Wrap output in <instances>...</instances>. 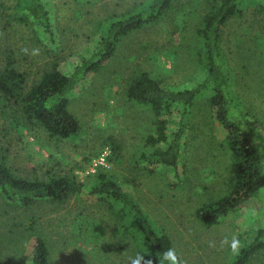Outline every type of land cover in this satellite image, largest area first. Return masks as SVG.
I'll return each mask as SVG.
<instances>
[{
    "label": "rangeland",
    "instance_id": "1",
    "mask_svg": "<svg viewBox=\"0 0 264 264\" xmlns=\"http://www.w3.org/2000/svg\"><path fill=\"white\" fill-rule=\"evenodd\" d=\"M149 1L43 0L52 25L49 36L32 21L14 20L17 0H0V70L11 53L14 67L25 77L26 91L52 63L70 74L92 56L105 25L138 12ZM218 1L175 0L158 23L122 39L114 55L71 93L68 109L80 123L79 134L72 138H49L22 117L17 105L0 96V156L5 164L20 177L45 180L54 174L69 175L82 183H90L91 176L102 171L166 232L186 264H231L235 255L221 249L219 241L237 233L242 247L259 220L242 219L238 211L207 226L196 217L201 205L227 190L231 166L220 146L224 129L217 123L202 126L207 114L205 100L200 99L191 111L177 168L149 164L144 157L153 150L146 141L154 133V118L149 109L126 97L131 77L143 71L174 91L193 88L203 80L199 31ZM221 47L235 105L249 114L251 127L264 138V10L247 4L242 16L227 21ZM33 48L40 50L39 56L30 55ZM170 120L168 141L178 131L176 110ZM108 139L119 152L111 153ZM261 197L264 205V191ZM32 223L48 244V264H128L137 246L129 234L127 238L118 234L107 206L87 189L64 203H41L30 209L14 208L0 196V264L21 260L31 264L35 237L23 233ZM210 240L217 242L215 249L208 246ZM250 264H264V252Z\"/></svg>",
    "mask_w": 264,
    "mask_h": 264
},
{
    "label": "trees",
    "instance_id": "2",
    "mask_svg": "<svg viewBox=\"0 0 264 264\" xmlns=\"http://www.w3.org/2000/svg\"><path fill=\"white\" fill-rule=\"evenodd\" d=\"M174 2L150 0L138 12L110 21L103 28L90 58L82 60L70 74L62 73L58 64L52 63L27 91L25 77L16 70L9 53L0 70V96L17 105L22 117L28 123L41 127L49 138L65 140L78 135L79 120L68 109L73 90L114 55L122 39L158 23ZM247 4L264 10V0H219L204 16L199 31L202 51L198 62L205 75L198 85L190 89L168 90L161 80L143 71L131 77L126 88L128 102L146 107L154 118V133L146 141L153 150L144 157L149 164L177 168L191 111L200 99L205 100L203 108L207 114L202 126L217 123L224 129L225 136L220 146L230 157L231 173L226 179V193L197 209V219L207 226L216 225L221 217L241 211L242 205L254 197L264 207L262 191L256 193L264 187V138L251 127L249 114L235 105L237 100L232 90L231 74L221 47L223 26L231 18L242 16ZM15 9V21L21 24L32 21L45 34L52 35L50 15L43 0H17ZM230 108L235 110L238 120L229 115ZM175 110L179 114L178 131L173 140L168 141L167 127ZM106 143L112 154L119 152L120 148L114 141L108 139ZM161 144H166V147L160 148ZM3 160L0 156V196L6 204L27 209L41 203L60 204L87 189L90 196L107 206L116 220L118 234L126 238L129 234L136 242L133 256L139 252L155 259L163 251L173 248L166 232L155 225L138 202L110 175L98 171L91 176L90 183H82L75 176L55 174L45 180L32 179L17 176ZM31 232L35 237L31 264H48L49 247L35 223L25 228L23 236H31ZM262 252L264 220H259L254 235L230 263L250 264ZM16 264L26 263L21 260Z\"/></svg>",
    "mask_w": 264,
    "mask_h": 264
},
{
    "label": "clouds",
    "instance_id": "3",
    "mask_svg": "<svg viewBox=\"0 0 264 264\" xmlns=\"http://www.w3.org/2000/svg\"><path fill=\"white\" fill-rule=\"evenodd\" d=\"M21 51L26 55L29 54L27 49H21ZM30 55L32 57L39 56L40 50L38 48H33ZM229 115L235 116L238 120V116L235 115L234 109H229ZM241 127L245 128V125L241 123ZM261 191H264V187H261L256 193L259 194ZM241 218L245 220H264V207H261L256 197L242 205ZM220 219L223 218L221 217ZM208 246L215 249L217 247V242L215 240H210ZM219 246L221 249H226L231 255H239L241 250V239L237 233H232L231 235L226 234L219 241ZM128 264H186V261L178 256L174 248H169L160 253L159 258L155 259L138 252L135 256L128 257Z\"/></svg>",
    "mask_w": 264,
    "mask_h": 264
}]
</instances>
